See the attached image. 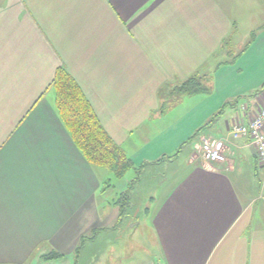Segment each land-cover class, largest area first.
Returning <instances> with one entry per match:
<instances>
[{
  "label": "crops",
  "instance_id": "1",
  "mask_svg": "<svg viewBox=\"0 0 264 264\" xmlns=\"http://www.w3.org/2000/svg\"><path fill=\"white\" fill-rule=\"evenodd\" d=\"M250 1L0 0V264L55 253L89 264L99 231L126 236L131 204L120 218L118 193L102 189L108 171L86 161L57 112L59 68L142 167L137 181L149 168L165 174L160 195L149 193L157 255L97 264H264V163L230 130L264 109V26L231 51ZM194 76L210 94H173ZM210 138L228 142L227 163L200 158Z\"/></svg>",
  "mask_w": 264,
  "mask_h": 264
},
{
  "label": "rangeland",
  "instance_id": "2",
  "mask_svg": "<svg viewBox=\"0 0 264 264\" xmlns=\"http://www.w3.org/2000/svg\"><path fill=\"white\" fill-rule=\"evenodd\" d=\"M247 2V0H245ZM249 5V6H248ZM241 18L244 17L245 22H243L242 25L245 27L242 28L239 31V35L235 38L233 44H235L231 51L232 56L236 57L238 54H240L247 44L252 42L251 37L248 35V32H250V29L252 32H256L258 28L261 26H264V0H252L249 3L246 4V11L239 14ZM246 35V36H245ZM223 56V55H221ZM213 127L215 128L217 122L219 121V116L214 120ZM212 127V128H213ZM192 143V141H190ZM190 143L189 146L183 148V156L181 157L183 161L187 159L189 154L191 152H195L194 150V144L192 145ZM201 143H198L197 145L200 146ZM191 147V148H190ZM198 153V151H197ZM199 154V153H198ZM200 156V155H199ZM201 158V157H200ZM243 161V160H241ZM244 163H248L247 161H243ZM100 168V167H98ZM246 173L247 171L246 165H243L242 168ZM106 170V169H105ZM104 168H101L100 171H105ZM108 171V177L110 187L103 186V190H108V195H112L114 198L116 193H118V200L122 198V194L126 193L128 200L130 202V210L128 211L126 217H125V228L123 233H126V236H122L119 238V234L112 233L113 231H99L97 234L99 237L96 239L94 244H89L91 246H88L85 248V256L88 257L90 260L89 264H97V260L101 257L104 259V256L109 255L112 256V258H119L121 255H129V256H143L145 257L147 254L143 252V248H146L148 250V254L154 253L157 255V246L154 244L155 240L151 231V219L153 216V212L156 208V205L153 204L149 197V193L155 192V194L160 195V189H159V180L164 178H161V176H165L163 173V168H149L147 171V175L143 173L142 179L140 181L133 182L131 181L129 184V188L127 187L128 182L133 178V171L128 172L123 178L118 179L115 178V176ZM246 177L251 179V176L249 174L246 175ZM127 191V192H126ZM122 192V194L120 193ZM156 197V195H155ZM159 199L156 200V203ZM133 224H139L138 227H135L133 229H128L127 227ZM97 235V236H98ZM110 241V245L106 244ZM141 249V250H140ZM50 251H47V247L42 248V255L49 254ZM160 259V258H159ZM82 264V261L76 255L74 258L70 259H64L60 260V258H51L44 260L43 256L35 257L31 261H29L28 264ZM99 264V263H98Z\"/></svg>",
  "mask_w": 264,
  "mask_h": 264
},
{
  "label": "trees",
  "instance_id": "3",
  "mask_svg": "<svg viewBox=\"0 0 264 264\" xmlns=\"http://www.w3.org/2000/svg\"><path fill=\"white\" fill-rule=\"evenodd\" d=\"M208 82L204 77H191L175 87L173 94L175 96L210 94L207 87ZM51 88L56 94L57 112L86 161L94 167L109 170L118 179L123 178L128 172L134 171L136 179L133 182H136L142 167H136L125 150L110 137L80 86L67 70L58 69ZM107 187H110V183H107ZM129 203L126 193H123L122 198L118 200L121 210L120 218ZM80 241L81 246L77 247V253L82 248L84 237H81ZM52 256L50 255L48 259L61 257L58 253Z\"/></svg>",
  "mask_w": 264,
  "mask_h": 264
},
{
  "label": "built area",
  "instance_id": "4",
  "mask_svg": "<svg viewBox=\"0 0 264 264\" xmlns=\"http://www.w3.org/2000/svg\"><path fill=\"white\" fill-rule=\"evenodd\" d=\"M230 130L234 140L242 137L250 139L257 157L264 163V109L249 123L232 125ZM227 143L225 140L205 139L198 153L206 163L225 164L229 150Z\"/></svg>",
  "mask_w": 264,
  "mask_h": 264
},
{
  "label": "water",
  "instance_id": "5",
  "mask_svg": "<svg viewBox=\"0 0 264 264\" xmlns=\"http://www.w3.org/2000/svg\"><path fill=\"white\" fill-rule=\"evenodd\" d=\"M253 153H255V152L253 151Z\"/></svg>",
  "mask_w": 264,
  "mask_h": 264
}]
</instances>
